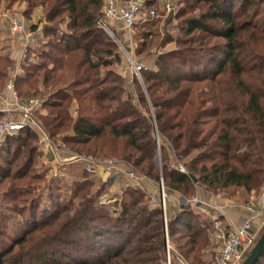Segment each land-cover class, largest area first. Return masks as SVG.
<instances>
[{
  "label": "trees",
  "instance_id": "obj_1",
  "mask_svg": "<svg viewBox=\"0 0 264 264\" xmlns=\"http://www.w3.org/2000/svg\"><path fill=\"white\" fill-rule=\"evenodd\" d=\"M158 1L145 0L143 9L149 12ZM176 2L180 22L172 31L177 34L156 47L176 46L156 56L149 68L143 66L146 91L139 88L135 100L123 96L122 78L99 76L101 67L120 63L99 38L105 0H0L4 10L26 5L25 18L42 8L44 34L51 37L46 43L51 52L42 56L51 67L27 57L16 90L23 100L43 102L48 112L39 120L51 138L97 158L143 167L141 172L158 182L154 128L142 114L153 111L161 141L171 144L188 172L169 169L165 162L162 178L169 190L194 198L192 175L215 194L241 189L256 195L264 187V0ZM152 37L144 34L146 40ZM104 53L114 61H106ZM12 66L9 54L0 51V91ZM118 83L125 87L114 86ZM32 140L37 135L26 128L0 145V199L14 204L6 207L10 215L0 212V264H168L163 210L144 204L146 195L139 190L127 191L128 198L111 210L99 203V191L91 194L92 177L74 169L77 188L68 204L58 189L46 205L36 197L16 206L30 194L19 182L37 161ZM179 205L167 219L171 264L179 256L191 264H212L203 254L208 223L185 201ZM255 264H264V253Z\"/></svg>",
  "mask_w": 264,
  "mask_h": 264
},
{
  "label": "rangeland",
  "instance_id": "obj_2",
  "mask_svg": "<svg viewBox=\"0 0 264 264\" xmlns=\"http://www.w3.org/2000/svg\"><path fill=\"white\" fill-rule=\"evenodd\" d=\"M176 1L177 0H159L158 4L152 8L158 12L159 18L152 22L144 21V19L147 17L148 10L143 9L139 21L131 31L126 30L122 27V25L116 24L114 22H108L107 26L105 27L107 31L99 29L100 40L107 44L105 50H110L113 52V55L118 54L120 57L119 64H112L106 68L101 67L99 69V76L100 78H104L109 76L110 73H113L115 77L122 78L126 82V87L122 83L115 84L114 86L125 87L123 96L130 94L133 95L134 99L136 100L138 99L137 96L139 88L143 91H146L143 75L138 77L132 73L129 65V57H132L135 62L137 61V63L143 65L144 67L149 68L152 64L151 61L156 60V56L166 53L176 46V44H172L161 49L156 47L158 43L160 44L162 39L167 38L171 33L173 36H176L177 34L176 30L172 31L173 28H176L180 22L175 18L176 16L174 14L175 9H178ZM105 3L100 13L101 18L99 22L104 19ZM117 3L118 5L122 4L119 2V0H117ZM167 3L170 4L172 11H168L164 8L165 4ZM5 11H7L12 17L22 20L24 24H26L29 32L32 34V37L28 39V43L19 41L18 39H11L13 45L9 52L6 47L8 41L0 40L1 53L3 55L10 53V57L13 58L11 72L12 70L15 71L20 66L22 72V65L27 57H29V62H41L44 60L47 64L48 59H42V56L45 58V55L51 52V49L47 48L46 44L49 40H51V37L44 34L45 22L43 21L44 11L42 8H37L34 10V13L32 14L33 18L24 17V12L26 11V5L24 4L17 3L12 9H0V13ZM32 25L38 26L36 32L30 31V27ZM63 28L66 29L64 25L61 26L62 30H64ZM99 28L101 27L99 26ZM148 32L152 33L153 37L147 38L146 40L144 38V34ZM3 37L6 38L5 35H3L2 38ZM152 40L153 42H151ZM145 41L148 42L149 47L144 49L142 42ZM29 44L32 45L31 53H29L28 50ZM38 55H40V59H38ZM102 56L108 62L114 61V57L112 55L104 53ZM49 67H51V64H49ZM1 92L2 91H0V93ZM134 104L142 110L141 105H139L137 102ZM76 110L77 103L75 102L71 108V116L73 118H76L78 115ZM47 112V109H43L41 113H38L36 115L38 120L39 114H46ZM152 112L148 115L142 110V114L145 116V119L154 128L153 136L155 140L156 151L154 159L158 169L157 172L161 175L160 181L157 182L153 177L141 172L143 167H139L137 169L127 162H119L112 158H97L89 155L86 152L73 150L71 147H69L71 145L66 146L64 144L62 138L53 139L50 137L53 145L52 153L50 154L43 152V150L38 146V140H32L31 143L33 145L37 144L38 148L37 161L34 167L31 168L28 177L19 182L22 185L21 187H24L25 190H28L30 194H26L21 197L18 203H16V206H20L22 203L20 200L22 199L31 200L36 197H42L44 205H46L48 202H50L49 200H51V192H57L58 189L60 190L58 192H60L62 195L61 202L63 204H68L71 200H73L74 190L77 188L71 175L72 170L74 169L81 170L92 177V184H89L88 186L91 194L99 191V203L109 206L111 210L114 209L117 204H120L122 201L128 198L126 193L127 191L130 189L139 190L146 195V197L143 199L144 204L152 208H161V206H165V209H163L166 222L164 235L166 246L165 256L168 259V255H170L171 258L170 251L173 249L167 227L168 215L172 214L173 211L175 212V210L177 211V209H179L181 206L179 204H182L183 201L187 202L197 200L196 204L192 205L191 207L197 211L201 221H206L208 223L207 225L209 227L206 234L209 236V241L205 250L203 251V254H205L206 261L212 260L213 255L216 254V252L222 247L227 235V231L231 227V224L227 226L228 222L230 221L227 219L226 208H234L241 212L245 211L244 208H246L248 203H251L261 194L260 192L263 191L264 187L260 190V192H258V194L253 195L252 199L250 195L246 194L241 189L236 190V195L233 193L235 190H231L229 193L225 192L215 194L208 190L205 186L203 187L201 185H197V183L194 182L193 183L196 186L194 198L185 200L179 195V193H173V191L169 190L165 186L163 181V164L166 162L169 166V169L175 168L180 172L182 168L184 169L185 174H188V172L183 161L175 157L171 144L168 141L166 144L161 141V137L154 120V114ZM63 134V136L67 137L72 135V132H64ZM46 154H48L47 159L49 160V165H46L43 162V157L46 156ZM19 160L23 162L25 159L23 157ZM57 162H63L65 163V166L63 165L61 168H57ZM19 163L20 161H18L15 166L20 165ZM88 168L95 169V171L90 173L87 171ZM16 170L17 169L14 168L13 172H16ZM33 175L39 176L40 179L36 180L29 178ZM97 176H99V179ZM2 191L3 190H0V195ZM204 198H206V200ZM206 201L209 202L206 203ZM217 203L220 204L217 205ZM13 205L14 204L9 203V200L0 199V212L2 214L10 215V212L6 210V207ZM216 207L219 208L218 212H220V214L217 213ZM211 214H214L212 216V221L210 220ZM216 214H218V216ZM221 214L225 216V218H222L224 220L220 221ZM219 221L221 223H219ZM261 233L262 232H259L260 235ZM216 243H218V246ZM172 260L175 261L173 258ZM176 262L177 264H191L189 261L187 262L180 256L176 258Z\"/></svg>",
  "mask_w": 264,
  "mask_h": 264
},
{
  "label": "built area",
  "instance_id": "obj_3",
  "mask_svg": "<svg viewBox=\"0 0 264 264\" xmlns=\"http://www.w3.org/2000/svg\"><path fill=\"white\" fill-rule=\"evenodd\" d=\"M144 4L145 0H129L121 5H118L117 0H106L104 19L98 22V26L107 31L105 27L108 22H114L131 31L140 19ZM164 8L172 11L169 3L165 4ZM158 18V12L155 9H150L144 21L152 22ZM0 22L8 24L7 27L13 39L28 43V39L32 37L26 24L22 20L12 17L7 11L0 13ZM129 65L132 73L141 77L143 65L135 62L132 57H129ZM20 74L21 66L15 71L11 72L10 70L9 80L2 92L5 95L2 99L3 104L7 109L0 111V145L7 138L19 134L23 129L30 128L38 137V146L43 152L50 154L53 149L51 138L36 117L43 111V102L38 99L23 100L19 96L15 82ZM9 105L14 106L16 111L10 110L7 107ZM48 154L43 157V162L46 165H49ZM62 163L57 162L56 167L61 168L65 164ZM87 171L93 173L95 169L88 168ZM180 172L185 174L182 168ZM196 201H187L185 204L192 206L196 204ZM161 208L163 210L165 206H161ZM244 210L247 216L239 223L231 224L222 247L212 257V264H241L244 257L254 247L260 237L259 232L264 230V189L255 200L248 203ZM168 257V264H171L170 255Z\"/></svg>",
  "mask_w": 264,
  "mask_h": 264
},
{
  "label": "crops",
  "instance_id": "obj_4",
  "mask_svg": "<svg viewBox=\"0 0 264 264\" xmlns=\"http://www.w3.org/2000/svg\"><path fill=\"white\" fill-rule=\"evenodd\" d=\"M37 11H39V10H37ZM36 12V11H35ZM34 13V12H33ZM113 23V22H112ZM111 24V23H110ZM117 24V23H116ZM7 25L8 24H3L2 22H0V40L1 41H8L7 42V50H8V52H9V50L12 48V41H11V39H13V37L10 35V32H9V29H8V27H7ZM3 35H5V37L6 38H2V36ZM10 54V53H9ZM10 56V55H9ZM11 58V57H10ZM12 60H13V58H11ZM10 73V72H9ZM8 80H9V74H8V79H7V82H8ZM5 89V88H4ZM4 89H3V91H4ZM2 91V92H3ZM0 93V111H4V110H6L7 108H6V106L3 104V98L5 97V95H3L4 93ZM10 110H14V111H16L15 110V107L14 106H12V105H9V106H7ZM98 177V179H99V176H97ZM235 195H236V193H237V191H235V192H233ZM205 200H206V198H204ZM251 199H252V196H251ZM208 200V199H207ZM209 201H206V203H208ZM247 203V202H246ZM220 203H217V205H219ZM217 208V207H216ZM217 210V213H219L220 214V212H218V210H219V208H217L216 209ZM208 214H210V213H208ZM215 214V213H214ZM214 214H211L210 215V220L212 221L213 220V215ZM217 216H218V214H216ZM226 215H227V219H229L228 221H230V222H228V224H227V226L229 225V224H237V223H239L244 217H246L247 216V213L245 212V211H243V212H241V211H238L237 209H234V208H229V209H227L226 208ZM222 218H225V216H223L222 214H221V217H220V221L221 220H224V219H222ZM219 221V223H221ZM216 224H217V222H216ZM216 245L218 246V243H216Z\"/></svg>",
  "mask_w": 264,
  "mask_h": 264
},
{
  "label": "water",
  "instance_id": "obj_5",
  "mask_svg": "<svg viewBox=\"0 0 264 264\" xmlns=\"http://www.w3.org/2000/svg\"><path fill=\"white\" fill-rule=\"evenodd\" d=\"M194 183H197V179L194 176H190ZM264 253V230L260 237L257 239L254 247L248 252L244 261L241 264H255L262 254Z\"/></svg>",
  "mask_w": 264,
  "mask_h": 264
}]
</instances>
